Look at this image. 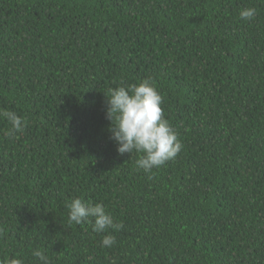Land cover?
<instances>
[{"label":"trees","instance_id":"trees-1","mask_svg":"<svg viewBox=\"0 0 264 264\" xmlns=\"http://www.w3.org/2000/svg\"><path fill=\"white\" fill-rule=\"evenodd\" d=\"M147 78L183 144L151 172L105 115ZM0 109L26 120L0 119V259L264 264V0H0ZM74 197L123 227L70 223Z\"/></svg>","mask_w":264,"mask_h":264},{"label":"clouds","instance_id":"clouds-1","mask_svg":"<svg viewBox=\"0 0 264 264\" xmlns=\"http://www.w3.org/2000/svg\"><path fill=\"white\" fill-rule=\"evenodd\" d=\"M256 15L255 7H245L239 12L241 19L247 21H252ZM105 100V115L110 122L108 131L119 155L138 153L137 167L151 172L180 153L183 144L165 118L163 97L150 78L127 86L121 82L120 86L108 90ZM0 119L10 124V128L4 133L9 138L23 133L26 127V120L12 110L0 109ZM66 206L70 223H91L95 233H106L108 229L119 230L123 227L122 224L114 222L113 216L100 203L92 204L80 197H74ZM89 217L92 218L91 221ZM115 242L114 235L105 234L101 244L111 248ZM32 255L40 264H52L50 258L40 249H34ZM0 264H24V260L16 256L6 257L0 259Z\"/></svg>","mask_w":264,"mask_h":264}]
</instances>
